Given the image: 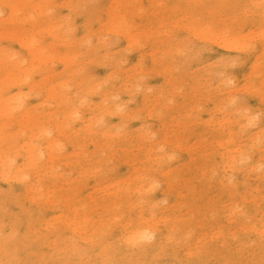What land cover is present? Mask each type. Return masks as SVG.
<instances>
[{
    "label": "rangeland",
    "instance_id": "374dc122",
    "mask_svg": "<svg viewBox=\"0 0 264 264\" xmlns=\"http://www.w3.org/2000/svg\"><path fill=\"white\" fill-rule=\"evenodd\" d=\"M9 1L12 15L0 19V162L9 152L26 158L40 145L39 126L62 123L71 102L86 119L61 126L78 142L75 156L35 159L34 180H16L13 170L0 179V213L12 214V199L40 206L44 227L73 237L74 252L108 238L115 247L108 264H123V236L144 219L162 226L146 245L161 244L168 259L190 252L207 264H264V165L250 169L264 156V129L261 139L254 135L264 127V0ZM233 37L242 38L244 50L215 41ZM8 49L20 53L9 59ZM30 50L28 64L22 57ZM120 101L126 104L117 112ZM256 110L258 124L244 127ZM143 132L151 138L142 139ZM161 138L165 151L176 149L173 160L152 149ZM243 152L250 161L235 167L234 182L223 183L238 187L228 194L211 170L222 153ZM151 178L158 188L140 191ZM115 193L126 197L113 201ZM11 258L22 263L17 250Z\"/></svg>",
    "mask_w": 264,
    "mask_h": 264
},
{
    "label": "bare ground",
    "instance_id": "6f19581e",
    "mask_svg": "<svg viewBox=\"0 0 264 264\" xmlns=\"http://www.w3.org/2000/svg\"><path fill=\"white\" fill-rule=\"evenodd\" d=\"M12 10V3L9 0H0V15L5 14L4 17H0V19L9 20L12 15ZM110 17H112L111 13L109 15V18ZM106 31V34L112 33L111 28H106ZM96 33L97 37L100 40L101 28H99ZM102 34H104V31H102ZM25 39L26 36L24 35L22 36L20 42H26ZM127 40L129 41V43H132L136 41V38H131V36H128ZM215 41L218 43V45L224 48L244 50L245 47L241 37H233L232 39L215 38ZM129 49H132V47H129ZM1 53H3L2 49H0V54ZM8 53L9 59H13L20 53V51H12L11 49H8ZM34 56L35 52L33 50H30L28 51V54L26 56L22 57V60L24 59L28 61V64H31ZM138 61L139 57L137 58V62ZM235 78L239 79L240 75L236 74ZM229 93L234 95V91L232 90L229 91ZM15 95L19 96V93H16ZM234 97L235 96H233L232 98ZM125 104V102H117V112L123 111V106ZM71 105H73L72 102L69 106V109L62 116L64 118L62 123L59 124V122L54 118L46 121L48 125L39 126V129L35 132L34 137L36 136V138H40V145L35 148L28 149L26 151V158L22 159L20 157L19 151H17V153H8L7 159L0 162V179L5 178V175L9 173L8 171L13 170V177L16 180L29 178H33L34 180L36 168L33 162L35 161V159L45 158L44 162H54L58 160V157H61V154H66L69 158L77 154L76 144L78 142L66 136V134L62 131L61 126L64 123L77 124L76 121L79 120L84 122L86 119V110L79 107L74 108ZM257 110L256 113H250L244 118L243 122L246 124L244 127H255L258 124L257 117L260 114V111L257 112ZM101 116L102 121L107 118V115L105 113L101 114ZM87 117L90 121L91 118L88 115ZM263 129L264 127L256 128V133L254 135L258 139H261L263 137ZM152 131L153 135H156L160 130L153 129ZM34 137L32 138L34 139ZM141 137L145 141L147 140V138H151V136H146L144 132L141 134ZM166 145H168L166 140L161 138L159 141L151 144V147L153 150L158 149L162 151V158H164L165 160H173L177 151L175 148H170L169 150L165 151ZM65 150H67V153H64ZM250 158L251 157L249 156V154L244 152L240 155L233 156H227L226 153H222L220 159H217L218 166L212 168L211 170L214 175L218 174L221 176L220 183L222 186L218 187L224 189V191L228 194L232 193V190L238 191V187L229 189L227 188L228 186H224L223 183L234 182L236 180L235 167L238 166L240 162H249ZM59 164L62 166L63 162L59 160ZM66 165L68 166L69 164L66 163ZM263 165L264 156L255 160L250 165V169L256 170ZM13 166L14 168L12 169ZM34 184L36 187H39L37 181H35ZM159 184L160 182L158 179L151 178L146 184L138 187L140 191H146L145 188L148 187L149 190H156ZM166 188H168L167 185ZM24 191L25 190H23L22 195H26ZM128 193L130 192L128 191ZM9 195L10 194L7 193V196ZM125 197V194L121 198L119 193H115V199L113 201H121L125 199ZM161 197L164 202L167 200V196L164 194V192L161 194ZM0 203H2L1 200ZM12 203L16 204V206H14V209L12 210V214H8L5 212L0 213V232L4 233V236L0 240L3 241L5 248L4 252L0 251V264H3V260L7 258L9 259V264H20L19 262L11 258V253L14 250H17L21 255V264H108L111 261V254L113 253L115 247L112 243L108 242V238H93L92 243L88 244V246H86L85 249L82 250L83 252H74L76 247L69 241L73 240V237L67 236L66 233H60L58 230L44 227L46 220L40 206L29 205L32 208H29L28 206L24 207V205L20 206V204H17L13 199ZM109 204H112V202H110ZM107 205H105V207H107ZM137 207H140V205H137ZM155 207L156 206H153L151 209L152 215L155 213ZM159 213L161 214L162 211L160 210ZM166 214L167 213L165 212V215ZM144 215V211H141L139 217L142 218L144 217ZM136 225L137 227L135 229L127 232L128 236H123L124 243L122 244V247L118 252L123 261V264H155V260L158 257H160L164 261L163 264L208 263L206 259L191 258L190 255L192 253L190 252L188 253V255L183 257L173 254L169 256L168 259L167 250L161 244L156 246L146 245L147 241H151L156 237L158 231L162 228V226H157L153 219H144L143 221H138ZM185 225L186 228L183 229L185 230L183 236H186L189 233V231L187 230V228L189 227L188 221ZM127 229L128 227H125L124 231H127ZM17 230L21 231L23 235L18 239H14L12 235L17 232ZM97 234H99V230L97 231L96 235ZM198 244L199 240L196 239V251L201 248V246H199ZM260 253L258 254V256L260 255ZM238 254H244V246H242L241 252H239ZM88 256L98 258L99 263L92 261L90 258H88ZM56 258L60 259L59 263H56ZM172 259L173 261H171ZM183 259H186L185 262L182 261ZM194 260H196L197 262L193 263Z\"/></svg>",
    "mask_w": 264,
    "mask_h": 264
}]
</instances>
